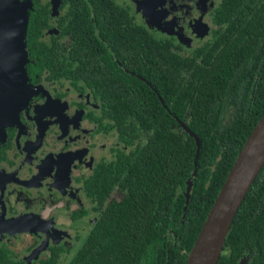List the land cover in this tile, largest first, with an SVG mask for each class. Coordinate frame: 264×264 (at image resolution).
<instances>
[{"label": "flooded vegetation", "instance_id": "1", "mask_svg": "<svg viewBox=\"0 0 264 264\" xmlns=\"http://www.w3.org/2000/svg\"><path fill=\"white\" fill-rule=\"evenodd\" d=\"M28 1L29 94L0 138V250L14 264H56L67 237H82L70 259L122 198L120 175L145 141L120 128L113 96L140 89L135 80L152 89L151 45L197 62L224 23L220 0ZM239 261L264 264V251L244 247Z\"/></svg>", "mask_w": 264, "mask_h": 264}, {"label": "trees", "instance_id": "2", "mask_svg": "<svg viewBox=\"0 0 264 264\" xmlns=\"http://www.w3.org/2000/svg\"><path fill=\"white\" fill-rule=\"evenodd\" d=\"M31 10L29 5L24 45L35 24ZM217 17L224 28L199 49V61L151 45L152 89L135 80L140 89L113 96L120 128L143 131L145 141L120 175L124 195L109 203L67 264L185 263L227 169L264 111V0H220ZM180 122L200 141L193 175L195 146ZM244 247L264 251V161L232 216L221 247L227 251L215 264H234ZM0 251V264H14ZM41 264H53V257Z\"/></svg>", "mask_w": 264, "mask_h": 264}, {"label": "water", "instance_id": "3", "mask_svg": "<svg viewBox=\"0 0 264 264\" xmlns=\"http://www.w3.org/2000/svg\"><path fill=\"white\" fill-rule=\"evenodd\" d=\"M28 7V0H0V138L3 125L15 119L17 110L29 94L24 70V30ZM163 107L167 109L165 105ZM180 125L194 142L193 175L200 141L184 123L180 122ZM263 161L264 111L252 125L227 169L184 264H215L232 216ZM189 187L190 179H187L182 211L188 200Z\"/></svg>", "mask_w": 264, "mask_h": 264}, {"label": "rangeland", "instance_id": "4", "mask_svg": "<svg viewBox=\"0 0 264 264\" xmlns=\"http://www.w3.org/2000/svg\"><path fill=\"white\" fill-rule=\"evenodd\" d=\"M118 195H117V193H116V191H113V193H112V197H117ZM84 220V219H83ZM85 220H88V219H85ZM85 225H87L86 224V222L84 223ZM89 226V225H88ZM88 228V227H87ZM74 233H76V231H74ZM71 235H74V234H71ZM81 238L82 237H80L78 240H75V239H73V237L71 236L70 238H68L67 237V239L70 241H67L66 243H64V245H67V246H69V247H66V250H64V251H62V255H61V257H60V259L57 261V263L56 264H64L65 262L64 261H66V260H68L69 259V257L75 252V250L79 247V243H80V241H81ZM14 240H15V242H18L19 243V239L17 238V237H15L14 236ZM9 242V244L10 245H12V246H10V247H12V248H15V246H14V244H11L12 242L9 240L8 241ZM227 250H221V252H226ZM62 261V262H61Z\"/></svg>", "mask_w": 264, "mask_h": 264}]
</instances>
